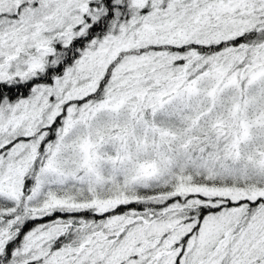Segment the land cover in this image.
<instances>
[{
  "label": "snow or ice",
  "instance_id": "1",
  "mask_svg": "<svg viewBox=\"0 0 264 264\" xmlns=\"http://www.w3.org/2000/svg\"><path fill=\"white\" fill-rule=\"evenodd\" d=\"M0 264H264V0H0Z\"/></svg>",
  "mask_w": 264,
  "mask_h": 264
}]
</instances>
